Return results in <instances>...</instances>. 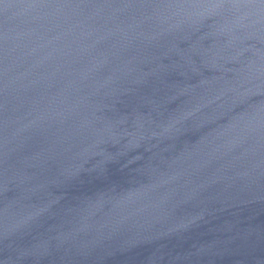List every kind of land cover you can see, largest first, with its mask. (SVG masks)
Wrapping results in <instances>:
<instances>
[{"label": "water", "instance_id": "95a60500", "mask_svg": "<svg viewBox=\"0 0 264 264\" xmlns=\"http://www.w3.org/2000/svg\"><path fill=\"white\" fill-rule=\"evenodd\" d=\"M0 264H264V3L0 0Z\"/></svg>", "mask_w": 264, "mask_h": 264}, {"label": "snow or ice", "instance_id": "6c2138e0", "mask_svg": "<svg viewBox=\"0 0 264 264\" xmlns=\"http://www.w3.org/2000/svg\"><path fill=\"white\" fill-rule=\"evenodd\" d=\"M220 2H224V0H220ZM261 3H264V0H260Z\"/></svg>", "mask_w": 264, "mask_h": 264}]
</instances>
